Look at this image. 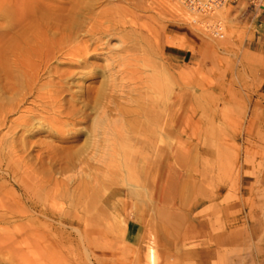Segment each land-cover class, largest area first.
Listing matches in <instances>:
<instances>
[{
  "label": "rangeland",
  "instance_id": "obj_1",
  "mask_svg": "<svg viewBox=\"0 0 264 264\" xmlns=\"http://www.w3.org/2000/svg\"><path fill=\"white\" fill-rule=\"evenodd\" d=\"M51 3L74 7L61 33L88 53L44 52L26 74L0 57V264H148L149 245L157 264H264L263 11ZM103 108L109 146L93 145Z\"/></svg>",
  "mask_w": 264,
  "mask_h": 264
},
{
  "label": "bare ground",
  "instance_id": "obj_2",
  "mask_svg": "<svg viewBox=\"0 0 264 264\" xmlns=\"http://www.w3.org/2000/svg\"><path fill=\"white\" fill-rule=\"evenodd\" d=\"M36 6H38V7H36ZM53 6L54 5L51 3V0H44V1H42V0H40V1L39 0H0V21H6L9 19H11V21H12V19L14 20V18H15L16 23L18 22L17 24H18L19 29L17 30L16 33H14L13 36L6 35V36L0 37V57L11 56L14 59V63H13L14 69L20 70V72H23L26 74L28 71L33 70V67H35V65H36L34 63V61H32V58H34L36 56H42L44 54V52H45L44 55H46V54H48V55L52 54L53 55L55 53H57V54L62 53V55H65L67 57H71L72 59H74L76 57H82V56L87 55V53H88L87 48H84V49H80V48L86 47L88 42H81L80 41L77 43V45L70 46L69 43H68V45L67 44L65 45V43L67 42L66 41L67 39L65 38V34H66L65 30L66 29L71 30V28H72L71 26L73 24L70 20L72 18L71 15L73 13L74 7L69 9L67 12L64 11L67 13V15L64 16V15H62V13L64 14V12L60 9V7L58 5L56 7H54V9L56 8V10L59 12V14L54 13L53 9H52ZM80 6H82V5H80ZM56 10H54V11L56 12ZM90 19H92V17ZM53 30L56 32L60 31L58 34H60L61 31L64 30L65 34L61 33V35L59 37H57L58 36L57 35L56 37L54 36V38H49V33L52 32ZM56 32H55V34H56ZM88 34H90L92 36V38L94 37L93 36L94 35L93 30H90L88 32ZM62 35H64V36H62ZM3 61H4V59H3ZM111 77H113V76H111ZM33 78H34L33 75H32V77L30 76L31 80ZM111 80H112V78H111ZM106 115H107V112L105 111V108H103L101 110V112L99 113V115H97L93 120V130H92L93 136H94L93 145L94 144L99 145V143H97V140L102 135L104 137L102 141H105L103 143H106L108 145L109 142H108L107 136H109L108 135L109 131L112 130L111 128L117 126L116 125V126L112 127V125L115 122H108ZM99 140H101V139H99ZM107 145L106 146L104 145V147H102V149H104V152H103L104 154H102V152H101V154H99L100 153L99 149H98L99 153H98V151L96 152V150H95V153H98L97 155H95L94 153L92 154V157H93V155L96 157H98V155H99L100 158L99 159L96 158V160H98L99 163L106 164V162L109 160L108 157L110 156V154H109V156L106 155V154H108L107 148L109 149V147H108L109 145L108 146ZM99 147L94 146L92 148L95 149V148H99ZM88 148H90V147H88ZM119 148H121V147H119ZM119 152H120V150H119ZM121 157H120V159H121ZM120 159H119V161H120ZM123 160L125 161L126 159H123ZM121 162H122L121 164H123L122 160H121ZM125 162H128V160ZM125 162H124V165H125ZM110 163H112V162H110ZM169 190H170V188H169ZM146 251L147 252H146L145 258H147L148 264H157L158 256L155 252V249L151 245H149V247Z\"/></svg>",
  "mask_w": 264,
  "mask_h": 264
},
{
  "label": "built area",
  "instance_id": "obj_3",
  "mask_svg": "<svg viewBox=\"0 0 264 264\" xmlns=\"http://www.w3.org/2000/svg\"><path fill=\"white\" fill-rule=\"evenodd\" d=\"M183 5L193 13L210 15L218 11L229 2L239 0H181ZM250 6L254 10H264V0H250Z\"/></svg>",
  "mask_w": 264,
  "mask_h": 264
},
{
  "label": "crops",
  "instance_id": "obj_4",
  "mask_svg": "<svg viewBox=\"0 0 264 264\" xmlns=\"http://www.w3.org/2000/svg\"><path fill=\"white\" fill-rule=\"evenodd\" d=\"M256 18L255 27L256 31L253 37V41L250 43V49L258 54H264V10ZM187 52L182 56V60L186 62Z\"/></svg>",
  "mask_w": 264,
  "mask_h": 264
}]
</instances>
